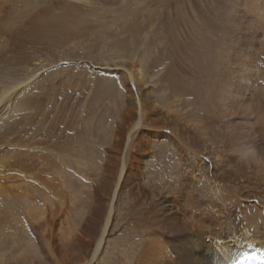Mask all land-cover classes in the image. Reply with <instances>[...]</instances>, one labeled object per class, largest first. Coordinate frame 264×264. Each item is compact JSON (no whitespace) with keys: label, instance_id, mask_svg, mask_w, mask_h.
<instances>
[{"label":"bare ground","instance_id":"bare-ground-1","mask_svg":"<svg viewBox=\"0 0 264 264\" xmlns=\"http://www.w3.org/2000/svg\"><path fill=\"white\" fill-rule=\"evenodd\" d=\"M228 1L234 9L230 24L235 32L229 33L223 50L215 48L205 71L208 73L204 91L215 129L209 141L224 143L225 155L215 154L212 161L199 153L191 154L179 184L170 185L168 192L157 187L164 180L152 171L144 175L146 184L141 182L136 170L144 171L147 155L156 148L157 143L150 138L154 132H158L156 138L165 130L172 138L179 137L177 146L181 144L189 151L183 141L195 140L198 135L193 136L189 130L190 125L183 118L187 112L177 107V102L168 106L161 103L143 70L125 66V80L131 88L119 115L120 125L111 137L109 168L95 193L89 194L86 212L80 213L78 224L69 234H58L67 256L88 264L100 257L114 227L119 202L133 179V202L146 204L143 211L134 208L133 212L143 232L141 240H133V264H233L247 256L264 259V0ZM44 11L48 16L42 15L43 10L18 12L21 18L16 15L13 19L0 60L8 55L21 56L50 39L68 22L66 12L60 17L51 15V5ZM27 67L8 64L1 69L6 80H0V202L7 195L17 199H31L30 195L52 199L50 216L41 208L31 211L44 222L43 227H48L47 236L41 238L45 255L36 253L20 264H57L62 251L55 237L58 223L54 224V215L57 212L60 217L68 216L72 209L63 183L37 172L39 166L34 160L39 152L40 140L35 136L38 132L29 136L28 131L21 130L27 122L40 118L47 100L46 94L41 98L32 94L42 76L37 66L32 70ZM110 68L106 71L113 72ZM55 88L59 89V84ZM168 94H164L167 100L172 96ZM54 97L56 106L47 115H53L52 121L58 126L65 122L66 109L59 97ZM65 100L68 103L69 97ZM59 143L53 145V150L65 162ZM132 150L138 155L132 157ZM197 191L204 197L197 196Z\"/></svg>","mask_w":264,"mask_h":264},{"label":"rangeland","instance_id":"rangeland-1","mask_svg":"<svg viewBox=\"0 0 264 264\" xmlns=\"http://www.w3.org/2000/svg\"><path fill=\"white\" fill-rule=\"evenodd\" d=\"M228 2L0 0L2 52L8 41L6 33L14 26L13 19L18 12L24 14L29 10H43L42 15H46L44 9L47 5H51V15L54 17H60L66 12L65 22H68L52 33L50 39L22 52L24 54L21 56L8 55L9 57L0 60V72H3L0 74L1 81L6 80L5 71L1 70L2 65L8 64L20 65L21 68L30 65L27 68L31 70L37 66L38 73L42 76L32 94L38 98L46 94L45 112L37 121L27 122L21 130L28 131L29 136L38 132L35 136L40 140L39 152L34 160L39 166L37 172H41L47 179L58 180L65 186L72 211H69L70 215L63 216L65 220L55 212L53 221L54 224L58 223L55 237L59 248L63 240L58 234L67 235L78 224L82 216L80 213L86 212L89 194L95 193L99 180L109 168L107 162L110 160L111 140L120 125L119 115L127 104V92L131 88V84L125 80L126 67L137 66L143 70L161 103L168 106L177 102V107L183 108L184 113L187 112L183 118L190 125L189 130L193 132V136L198 135L192 141L181 140L191 150L189 151L181 144L177 146L179 137L172 138L165 130L159 132L161 136L156 138L158 132H154L150 138L157 143L156 148L152 155H147L144 171L136 170L138 174L140 172L141 182L146 184L144 175L152 171L164 180L159 181L161 183H157V187L168 192L169 187L179 184L180 174L188 168L187 160L191 154L199 153L212 161L215 154L225 155L224 143L220 140L209 141L215 129L211 124V109L205 97V73H208L205 71L211 63L215 48L223 50L227 37L235 32L230 24L234 9ZM108 67L114 71H106ZM56 84H59V89H56L57 86L55 88ZM164 94L172 96L167 100ZM54 96L59 97L58 101L64 103L66 109L65 122L58 126L52 121L53 115H47L56 106ZM67 96L68 103L65 100ZM57 143L60 144L58 149L66 157L65 162L55 155L53 145ZM131 155L133 157L138 153H133L132 150ZM130 172L133 173V162ZM196 195L204 197L198 191ZM30 196L31 199H17L7 195L8 198H3V203L0 202V264L26 263L36 253L41 257L45 255L41 238L47 236L48 227H43L44 222L37 219L31 211L41 208L47 210L50 216L49 209H52L51 203L54 202L47 197ZM134 208L135 211H143L146 204L133 202L132 179L119 202L111 234L103 245L100 257L92 264H133V240L137 242L143 236L141 224H137L133 213ZM6 215L8 218H5ZM58 255L61 259L57 264H88L81 263L73 255L68 257L63 251H59Z\"/></svg>","mask_w":264,"mask_h":264}]
</instances>
